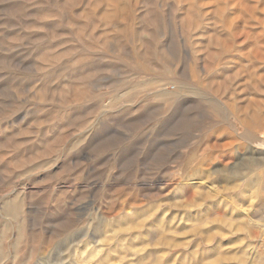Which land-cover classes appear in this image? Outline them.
Returning a JSON list of instances; mask_svg holds the SVG:
<instances>
[{
    "label": "rangeland",
    "instance_id": "obj_1",
    "mask_svg": "<svg viewBox=\"0 0 264 264\" xmlns=\"http://www.w3.org/2000/svg\"><path fill=\"white\" fill-rule=\"evenodd\" d=\"M262 139L264 0H0V264H264Z\"/></svg>",
    "mask_w": 264,
    "mask_h": 264
},
{
    "label": "bare ground",
    "instance_id": "obj_2",
    "mask_svg": "<svg viewBox=\"0 0 264 264\" xmlns=\"http://www.w3.org/2000/svg\"><path fill=\"white\" fill-rule=\"evenodd\" d=\"M154 88H155V87H154ZM154 88H153V89H154ZM154 90H155V89H154ZM156 94H159V93L156 92ZM78 96H79V95H78ZM159 96H160V95H159ZM158 98H159V97H158ZM158 98H157V99H158ZM177 98H178V97H177ZM230 108H231V107H230ZM226 111H227V110H226ZM227 112H228V113H231L229 110H228ZM225 114H226V113H225ZM225 114H224V115H225ZM225 117H226V116H225ZM230 126H231V125H230ZM245 127H246V130H247V136H248L247 138L250 139L252 135H255V133H254V131L250 128V125L245 124ZM241 133H243V132H241ZM261 133H263V132H261ZM236 134H237V132H236ZM259 141H260V142L257 143V144H260V146H261V145L263 146V145H264V139L259 140ZM249 142H250V141H249ZM243 149H244V148H243ZM228 150H229V149H228ZM241 150H242V149H241ZM228 154H229V156H232L230 153H228ZM228 154H225V155H222V156H226V155L228 156ZM238 155H239V156H245V152H244V151H239V152H238Z\"/></svg>",
    "mask_w": 264,
    "mask_h": 264
}]
</instances>
